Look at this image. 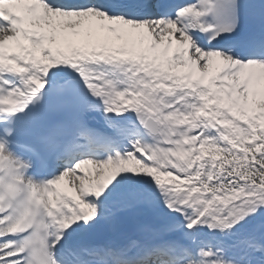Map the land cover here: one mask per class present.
Segmentation results:
<instances>
[{
  "label": "snow or ice",
  "instance_id": "obj_1",
  "mask_svg": "<svg viewBox=\"0 0 264 264\" xmlns=\"http://www.w3.org/2000/svg\"><path fill=\"white\" fill-rule=\"evenodd\" d=\"M0 264H264V0H0Z\"/></svg>",
  "mask_w": 264,
  "mask_h": 264
},
{
  "label": "bare ground",
  "instance_id": "obj_2",
  "mask_svg": "<svg viewBox=\"0 0 264 264\" xmlns=\"http://www.w3.org/2000/svg\"><path fill=\"white\" fill-rule=\"evenodd\" d=\"M88 171H89L90 175H92L93 177L96 176L95 173L92 172V170H88ZM61 189L64 190V191H69V192H72V191H73V184H72V178H71V177L67 178V179L62 183V185H61ZM121 220H123V219H121ZM126 221H127V220H126ZM119 222H120V221H119ZM119 222H118V223H119ZM121 222H122V221H121ZM118 223H117L116 226H115L117 230H123V229L130 228V227L133 226L132 224H130L129 226L125 224L124 226L120 227V226L118 225ZM107 230H108V226H107V225H103V226H101L100 231H101L102 233H103V232H106Z\"/></svg>",
  "mask_w": 264,
  "mask_h": 264
},
{
  "label": "rangeland",
  "instance_id": "obj_3",
  "mask_svg": "<svg viewBox=\"0 0 264 264\" xmlns=\"http://www.w3.org/2000/svg\"><path fill=\"white\" fill-rule=\"evenodd\" d=\"M93 178H97L96 176L95 177H93ZM122 221V222H121ZM130 225L131 224V222L130 221H126V219H123V220H120V222L118 223V225L120 226V227H122V226H124V225ZM131 228V227H130Z\"/></svg>",
  "mask_w": 264,
  "mask_h": 264
}]
</instances>
